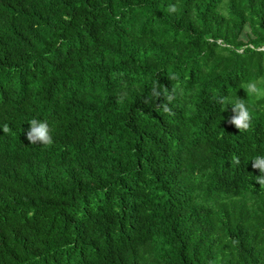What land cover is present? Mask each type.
<instances>
[{
    "label": "trees",
    "instance_id": "obj_1",
    "mask_svg": "<svg viewBox=\"0 0 264 264\" xmlns=\"http://www.w3.org/2000/svg\"><path fill=\"white\" fill-rule=\"evenodd\" d=\"M259 77L264 0H0V264H264Z\"/></svg>",
    "mask_w": 264,
    "mask_h": 264
},
{
    "label": "clouds",
    "instance_id": "obj_2",
    "mask_svg": "<svg viewBox=\"0 0 264 264\" xmlns=\"http://www.w3.org/2000/svg\"><path fill=\"white\" fill-rule=\"evenodd\" d=\"M175 5H169V11H174ZM242 89L249 98L264 97V77L256 79L249 78L242 83ZM153 94L158 98L161 95L155 89ZM216 102L222 105L224 108L231 105V112L233 115L228 117V122L233 124L238 130L247 129L252 118V114L248 103L243 98L227 96H217ZM29 128L26 132V138L30 144L39 143L44 146H48L53 142L50 125L46 120H40L33 118L27 122ZM4 131H7V127L4 126ZM252 167L259 170V174L255 175V181L259 186L264 185V155H256L251 159ZM232 163L239 165L241 163L239 157H233Z\"/></svg>",
    "mask_w": 264,
    "mask_h": 264
},
{
    "label": "rangeland",
    "instance_id": "obj_3",
    "mask_svg": "<svg viewBox=\"0 0 264 264\" xmlns=\"http://www.w3.org/2000/svg\"><path fill=\"white\" fill-rule=\"evenodd\" d=\"M244 31L247 33V32H248V28L246 27ZM242 38H243L244 40H246V35H245V33L242 35Z\"/></svg>",
    "mask_w": 264,
    "mask_h": 264
}]
</instances>
